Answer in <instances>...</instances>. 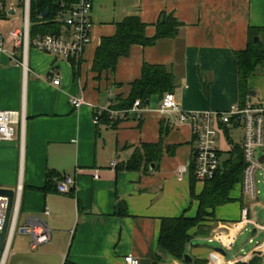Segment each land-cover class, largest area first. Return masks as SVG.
<instances>
[{"label": "crops", "instance_id": "crops-1", "mask_svg": "<svg viewBox=\"0 0 264 264\" xmlns=\"http://www.w3.org/2000/svg\"><path fill=\"white\" fill-rule=\"evenodd\" d=\"M93 7L92 40L81 59L32 48L26 74L17 63L21 51L16 52L12 43L0 52V112L17 114L14 140L0 141V189L17 191L21 186V225L31 218L48 225L51 241L39 246L34 257L40 264H127L128 256L140 264H185L161 252L158 239L161 219L197 215L190 172L183 179L178 174L193 160L196 139L191 127L178 124L177 115L160 116L164 98L160 96L141 107L140 117L132 114L115 127L95 125L94 116L98 108L112 109L118 99L129 97L144 64L163 65L174 74L173 95L183 111H228L240 104L235 53L247 48L249 28L264 27V0H93ZM164 14L184 24L176 39L159 40L152 47L133 46L114 72L94 71L98 47L103 39L114 37L122 20L140 17L152 38ZM56 79L59 86L53 83ZM248 87L251 101H262L264 71L252 76ZM78 97L92 106L75 109L71 100ZM163 130L168 133L160 162L143 164L138 172L119 168L143 144L159 143ZM50 173L54 175L45 191ZM66 176L76 184L72 193L61 194L56 187ZM196 184L199 195L205 184ZM242 195L238 185L231 192L235 202L217 208V225L210 227L209 236L194 237L187 255L216 260L220 251L198 244L206 240L221 244L226 255L220 253L231 262L257 250L264 257V243L248 253H236V240L248 227L254 235L264 231L251 218ZM121 203L127 217L117 214ZM244 207L250 213L247 223L242 219ZM23 236L30 246V236Z\"/></svg>", "mask_w": 264, "mask_h": 264}, {"label": "built area", "instance_id": "built-area-1", "mask_svg": "<svg viewBox=\"0 0 264 264\" xmlns=\"http://www.w3.org/2000/svg\"><path fill=\"white\" fill-rule=\"evenodd\" d=\"M58 7L61 9L57 18L65 23L66 34L62 33L60 36L37 34L31 37V0H0V21L9 22L20 11L22 24L21 28L8 31L0 30V52L3 51L7 43H12L16 52L17 50L21 51V60H17V63L22 66L26 74L29 71V52L32 48L42 53L77 60L83 57L91 44L93 0H72V2L58 0ZM13 54V57H16V53ZM53 83L57 86L60 85L58 79ZM71 104L75 109L92 106L84 97L72 98ZM104 112L110 113L112 119H124L132 114L140 117L141 101H137L130 110L124 111L98 108L93 121L95 125L100 124V116ZM158 113L162 117L169 114L177 115L178 124H188L191 127L194 139H196L194 148L195 175L199 182L212 180L219 169V137H227L233 128H240L243 134L241 149L245 168L241 193L254 201L259 198L258 187L261 183L264 185V99L259 103H254L248 97L244 105H233L228 111L187 112L180 108L175 95L169 93L165 94L162 99ZM16 117L15 112H0V141L14 140ZM228 143L230 142L228 141ZM178 170L181 179L190 172L189 166L181 167ZM75 184L76 181L73 177L66 176L57 184L56 188L61 194L72 193ZM17 189L9 219L7 238L2 251H0V264L7 263L15 233H20V230L23 229L25 234L30 236V249L34 251L39 246L50 243L52 238L48 225L39 218H31L21 225V186L19 185ZM8 206V197L0 195V239L6 222ZM241 213L243 221L247 223L250 214L249 208H242ZM45 214L49 213L46 211ZM228 243H231L230 239H228ZM249 243H253V239H250ZM125 261L127 264H140V261L133 256L126 257Z\"/></svg>", "mask_w": 264, "mask_h": 264}, {"label": "trees", "instance_id": "trees-1", "mask_svg": "<svg viewBox=\"0 0 264 264\" xmlns=\"http://www.w3.org/2000/svg\"><path fill=\"white\" fill-rule=\"evenodd\" d=\"M72 2V0H68ZM58 0H31V37L37 34L60 36L66 29L65 23L57 18L61 8L58 7ZM49 13L43 17L46 11ZM184 24L176 19L172 14H164L160 22L156 25L155 36L149 38L146 35L147 25L140 17H128L117 25L114 37H107L102 40L97 49L94 59V71L98 73L112 71L117 68V63L122 57L131 54L133 46L152 47L159 40L176 39L180 34ZM249 39L247 48L235 53V58L239 66V91L244 105L249 96V79L264 71V27L249 28ZM258 38V41L254 40ZM131 91L126 99H118V104L112 110H130L137 101H141V107H145L154 96L164 97L165 94L173 93L177 88V80L172 72L163 65L144 64L141 78L131 84ZM122 119L110 118V113L104 112L100 116V123L116 126ZM168 130H163L159 143L143 144L137 148L131 159L120 165L123 171L138 172L143 164L145 166L161 161L163 157V142ZM241 144H233V148L226 154L219 151L220 164L216 175L212 180L204 182V188L199 195L196 194L195 175V154L193 150V160L190 164V184L191 199L198 202L197 215L188 217L163 218L161 219L160 235L158 245L161 252L183 261L187 255L188 245L194 237H206L211 233V228L206 225L208 218L216 220L215 211L218 207L235 202L231 198V192L238 185H241L244 173V160ZM53 173L48 175L49 181L43 190H48L51 184ZM117 214L127 217L128 212L125 204H120ZM197 229V232H191ZM261 250L239 257L231 262L220 252L217 253L216 260L193 259L192 264H264V257Z\"/></svg>", "mask_w": 264, "mask_h": 264}, {"label": "rangeland", "instance_id": "rangeland-1", "mask_svg": "<svg viewBox=\"0 0 264 264\" xmlns=\"http://www.w3.org/2000/svg\"><path fill=\"white\" fill-rule=\"evenodd\" d=\"M20 17H21V12L16 15V17L10 19V23L7 22H2L3 24V30L9 29H16V27H22V24L20 22ZM221 140L218 144L219 150L221 153H228L231 149V147L238 144H241L243 141V134L242 130L240 128H233L230 133L228 134L227 137L221 136ZM227 140L230 142L228 143ZM227 155V154H226ZM260 180V178H259ZM260 191V195L258 196L259 198L257 200H251L250 198L246 197L245 195H242L244 204L250 208V213H251V218L257 223L259 226L264 227V185L261 183L258 187ZM217 220H213L212 218H208L206 223H209L211 226L210 227H215ZM250 229V227H248ZM248 231H244L241 233L237 240V246H236V253L241 252L239 250H243V252H247L255 248L258 244H263L264 243V231L258 235H254L253 233ZM15 238L13 240L12 246H11V252L8 257L7 263L6 264H40L36 258H34L40 250H35L33 251L30 249L29 243L26 241L23 242V238L27 236H23V234H20L19 232L15 233ZM253 239V243H249V240ZM198 244L200 245H208L214 249H218L221 247V244H211L208 243L206 240L201 241ZM24 247L27 250V254L22 255L20 252V248ZM242 252V253H243ZM241 256V255H239ZM47 264V263H43Z\"/></svg>", "mask_w": 264, "mask_h": 264}, {"label": "water", "instance_id": "water-1", "mask_svg": "<svg viewBox=\"0 0 264 264\" xmlns=\"http://www.w3.org/2000/svg\"><path fill=\"white\" fill-rule=\"evenodd\" d=\"M58 5V4H57ZM49 13V10L46 11V13L44 14L43 17H46ZM12 14H14V12H12ZM255 42L258 41V38H256L254 40ZM0 195L3 196V197H8V210H7V215H6V222H5V225H4V228H3V231L1 233V239H0V251H2V248L4 246V243H5V240L7 238V231H8V228H9V225H10V216H11V212H12V209H13V202H14V199H15V195H16V191L15 190H11V189H0ZM25 234V231L22 229L20 230V234ZM217 251H220L222 254L226 255V251L224 248H218L216 249ZM184 260L186 261V263H189V264H192L193 263V259L190 257V255H186Z\"/></svg>", "mask_w": 264, "mask_h": 264}]
</instances>
